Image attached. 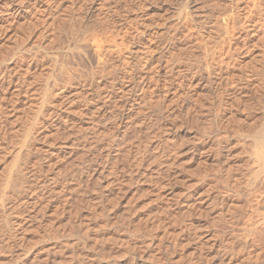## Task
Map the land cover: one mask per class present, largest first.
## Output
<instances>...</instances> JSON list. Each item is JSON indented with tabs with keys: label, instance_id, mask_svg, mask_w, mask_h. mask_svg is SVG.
I'll return each mask as SVG.
<instances>
[{
	"label": "rangeland",
	"instance_id": "1",
	"mask_svg": "<svg viewBox=\"0 0 264 264\" xmlns=\"http://www.w3.org/2000/svg\"><path fill=\"white\" fill-rule=\"evenodd\" d=\"M17 1L0 0V264H264V0ZM16 45L38 55L18 96ZM77 52L115 68L101 112L61 81ZM53 79L56 125L38 114Z\"/></svg>",
	"mask_w": 264,
	"mask_h": 264
},
{
	"label": "bare ground",
	"instance_id": "2",
	"mask_svg": "<svg viewBox=\"0 0 264 264\" xmlns=\"http://www.w3.org/2000/svg\"><path fill=\"white\" fill-rule=\"evenodd\" d=\"M21 0H18L17 2H20ZM16 2V1H15ZM34 3V2H33ZM20 4V3H19ZM56 5V4H55ZM110 6V5H109ZM107 7V6H106ZM108 8V7H107ZM107 8H106V10L105 11H107ZM110 8V7H109ZM45 9V8H44ZM111 10V9H110ZM108 11H109V9H108ZM111 12V11H110ZM46 14V13H45ZM51 14V13H50ZM107 14H108V12H107ZM47 15H48V10H47ZM109 15V14H108ZM46 16V15H45ZM102 16H106V15H104V13H103V15ZM59 18V17H58ZM44 20V22H45V19H43ZM43 20H42V22H43ZM38 22H40L39 21V19L37 20ZM36 21V22H37ZM31 22V21H30ZM43 22V23H44ZM57 22V21H56ZM56 22H54L55 23V27L57 26L56 25ZM33 23H35V22H32V24ZM42 23V24H43ZM58 23V22H57ZM46 25L45 26H43L44 28H46L47 27V22L45 23ZM52 24V23H51ZM28 25H30V24H28ZM28 25H27V27H28ZM39 26H40V23L38 24ZM44 25V24H43ZM58 25H59V23H58ZM2 26H4V25H2L1 23H0V28H2ZM33 26H35V25H33ZM42 26V25H41ZM53 26H54V24H53ZM5 27V26H4ZM31 27V26H30ZM36 27V26H35ZM35 27H32V28H35ZM42 27V28H43ZM32 28L30 29H28V30H32ZM36 29H38V28H36ZM52 29V28H51ZM44 30V29H43ZM50 30V29H49ZM47 28L43 31V32H39L40 33V35H42V36H47L49 33H51V31L52 30H50V32H48L49 31ZM26 32H27V30H25ZM42 31V30H41ZM33 32V31H32ZM32 32H30V34H32ZM55 32H56V30H55ZM29 33H27V35H28ZM29 34V35H30ZM37 35H38V33H37ZM52 35H53V32H52ZM52 35L50 34V36H51V41H52V43L54 42V40H55V38L53 37L52 38ZM42 36H40V37H42ZM50 36H49V38H50ZM54 36V35H53ZM25 37H26V35H25ZM28 37V36H27ZM56 37V36H55ZM23 38H24V36H23ZM29 40H30V38H29ZM26 41V40H25ZM32 43V42H31ZM49 43H51V42H49ZM51 43V44H52ZM20 44V43H19ZM37 44V43H36ZM32 45V44H31ZM54 44H52V46H53ZM17 46L18 45H16V51H14L11 55H10V58L9 59H3L2 61H1V63L3 62V63H6L7 61H9L8 63H13V65H14V68H12V66L10 67L9 66V64L7 65V66H5L6 68H7V74H6V72H2L1 73V78L2 79H5L6 81L5 82H7V84H5L6 86H5V88L7 89L9 86L10 87H15L14 89H13V91H15V93H12V94H14V96H18L19 95V93H21V89L23 88V87H21V83H19V82H17L18 80H17V78H16V76H18V74H19V69H21V66L23 65V64H31L32 62H34V61H32L30 58H32V59H37L38 58V55H36L35 56V54H34V56L35 57H28V54H27V52H25L24 51V48L23 49H17ZM23 46V45H22ZM49 47V49H47V50H49V51H47V50H44V51H41L40 52V54H39V52H38V49L37 50H35V51H37L38 52V54H39V60H40V57H42V55L44 54L46 57H49V58H51V60H53L54 62H57L58 60H57V57H58V53H63V55L65 56V58H66V60H68V58H69V56H72V55H75L74 54V50H73V48H71L70 46H68V47H64V48H61V49H58V47L57 48H55V49H53L52 47H50V46H48ZM37 48V47H36ZM47 48V47H46ZM28 49H29V46H28ZM40 49V48H39ZM27 50V49H26ZM31 51V50H30ZM34 51V52H35ZM36 53V52H35ZM98 55V54H97ZM77 60L79 61V65H80V68H77V69H75V70H72V71H70V72H68L67 71V67H66V64L64 65V66H61L62 67V69H61V71H60V74H61V81L64 83V84H66L67 82H69V83H72V84H76L75 86H77L78 88H85V85L86 84H88V86L87 87H89V93H88V96L85 98V100L86 101H88V105L86 106L85 105V107H86V109L85 110H94V111H96V112H101V111H103V105L104 104H99L98 103V99L99 98H102V97H104V96H107V97H109L110 95H111V93L110 92H107V91H105L104 90V87L107 85V83L109 82L111 85H116V82H113L112 80H110V78H109V80L107 79V77H109L108 75H112V71H115L114 69L115 68H111L110 70H106V68L109 66L110 67V65L108 64V61H106V58H102V57H100V73L101 74H99L98 76H95L94 74H92L88 69H86L84 66H83V59H82V56H81V53L80 52H77ZM102 58V59H101ZM65 60V61H66ZM37 61V60H36ZM97 63H98V61H97ZM1 65V64H0ZM3 65V64H2ZM5 65V64H4ZM28 65H26L25 67V69L27 70L28 68H29V66ZM32 65H34V64H32ZM61 65V64H60ZM114 66V65H113ZM24 67V66H23ZM32 67V66H31ZM111 67H112V65H111ZM24 69V68H23ZM120 69V68H119ZM6 70V69H5ZM4 70V71H5ZM92 70V69H91ZM128 70V69H127ZM126 70V67L124 66H122V68L119 70L120 71V73H119V75L121 74V78L123 79L124 77H126V74H127V71ZM30 71V70H29ZM29 71H26V72H29ZM106 72V73H105ZM21 73V72H20ZM22 74V73H21ZM20 74V75H21ZM98 74V73H97ZM113 74H114V72H113ZM107 76V77H106ZM14 78H15V81H14ZM18 79H20V82L22 81L21 80V78H18ZM205 79V78H204ZM209 79V78H208ZM116 81V80H115ZM142 81V80H141ZM205 81H207V79L205 80ZM209 81V80H208ZM24 82V81H23ZM1 83V82H0ZM61 84V83H60ZM118 84V83H117ZM1 85V84H0ZM4 85V84H3ZM140 85V84H139ZM63 86H65V85H63ZM75 86H74V89H75ZM9 87V88H10ZM61 87L60 86H57V83H55V79H53L52 80V82H51V84L50 83H48V82H46L45 84H43V88L41 89L42 90V92H41V96H40V109H39V111H38V114H41V115H44V114H42L43 112H44V109H45V105L47 104V98H48V95H50V96H52L53 97V99H54V101H55V97L56 98H58L59 96L60 97H64V96H68V94L66 95V94H63V93H61V92H57L59 89H60ZM117 88H118V90L119 91H122L123 90V86H121V85H118L117 86ZM138 88H142V86L140 87V86H138ZM24 89V88H23ZM86 89V88H85ZM10 90V89H9ZM68 90V89H67ZM24 91V90H23ZM68 92V91H67ZM73 93V92H72ZM75 93V92H74ZM77 93V92H76ZM27 94V93H26ZM69 95H71L70 93H69ZM114 97V96H113ZM16 98V97H15ZM17 99H18V97H17ZM13 101V100H12ZM16 101V100H15ZM26 101V100H25ZM53 101V102H54ZM57 102H55V103H53L52 104V108H51V110L50 109H47L44 113L47 115V118L49 117V121H50V123L51 124H53V125H56L58 122H56L58 119H64V121H70V118H68V114H66V115H63V114H65V113H69V111H70V108H69V105L66 107V108H62V106H57L58 104H56ZM64 105V104H63ZM84 107V108H85ZM105 110V109H104ZM40 115V116H41ZM52 115V116H51ZM124 118H126V116H125V114L122 112V111H119L118 113H117V117H116V119H117V122L119 123V124H121L122 122H123V119ZM35 119L36 120H38L39 118H36L35 117ZM96 119V118H95ZM41 122V120L40 121H37L36 123H40ZM48 122V121H47ZM46 122V123H47ZM52 122H55V123H52ZM91 122V121H90ZM142 122V121H141ZM88 124V123H87ZM92 124V123H91ZM95 125V124H94ZM96 126V125H95ZM91 127H92V125H91ZM97 131H98V128H95L94 129V133L95 134H98L97 133ZM123 134V133H122ZM259 135V134H258ZM255 138H258V140L260 139L259 138V136H257V137H255ZM259 141H261V140H259ZM258 141V142H259ZM262 143V142H261ZM259 144V143H258ZM263 149V148H262ZM258 150H259V148H258ZM69 151H72V149H70ZM259 153L261 154V150H259ZM260 154H258L259 155V158H261L262 157V159L264 158L263 156H262V154H264L263 152H262V154L260 155ZM108 155V154H107ZM46 157V156H45ZM260 160V159H259ZM262 161H264V159L262 160ZM260 163H261V160H260ZM262 165V164H261ZM19 171V170H18ZM18 171H16V176L17 175H19V172ZM262 172V171H261ZM17 179V178H16ZM14 180V179H13ZM17 182V181H16ZM21 183V182H20ZM13 184H14V181H13ZM61 184V183H60ZM60 184L58 183V188H59V186H60ZM16 186V185H15ZM60 189V188H59ZM62 189V188H61ZM61 189L59 190V191H61ZM18 223H20V222H16V224H18ZM18 233L19 234H21L22 233V231H20V227H19V230H18ZM254 235H255V240H258V242H259V244L262 246V248L264 249V227H261V226H258L255 230H254ZM259 245V246H260ZM260 246V247H261ZM18 256V254H15L13 257H17ZM12 257V258H13Z\"/></svg>",
	"mask_w": 264,
	"mask_h": 264
}]
</instances>
